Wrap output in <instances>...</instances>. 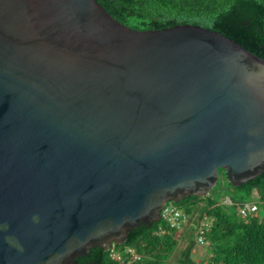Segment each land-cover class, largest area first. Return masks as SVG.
Listing matches in <instances>:
<instances>
[{"label": "water", "instance_id": "water-1", "mask_svg": "<svg viewBox=\"0 0 264 264\" xmlns=\"http://www.w3.org/2000/svg\"><path fill=\"white\" fill-rule=\"evenodd\" d=\"M264 172V59L96 0H0V264H75L168 203Z\"/></svg>", "mask_w": 264, "mask_h": 264}, {"label": "trees", "instance_id": "trees-1", "mask_svg": "<svg viewBox=\"0 0 264 264\" xmlns=\"http://www.w3.org/2000/svg\"><path fill=\"white\" fill-rule=\"evenodd\" d=\"M113 18L137 30L161 29L180 24L206 27L222 33L264 59V0H96ZM221 176L223 173L221 172ZM230 185V184H229ZM234 188L238 201L257 204L256 214L241 217L229 211L216 197L186 196L173 203L190 216L187 239L179 249L176 264H192V249L197 226L204 216L211 217L209 230L203 234L205 255L200 264H264V172ZM163 231L157 233L158 227ZM177 229L160 220L150 226L140 224L128 232L126 241L115 248L126 255L131 246L140 255L129 264H167L180 243ZM128 259L126 258L124 262ZM75 264H123L113 260L109 251L92 247L75 259Z\"/></svg>", "mask_w": 264, "mask_h": 264}, {"label": "built area", "instance_id": "built-area-1", "mask_svg": "<svg viewBox=\"0 0 264 264\" xmlns=\"http://www.w3.org/2000/svg\"><path fill=\"white\" fill-rule=\"evenodd\" d=\"M258 208L257 204L254 202L251 203H243L239 206L238 214L241 217L247 216L249 214H256ZM160 220H163L164 222L168 223L170 226L175 227L177 230L180 229L184 225L190 224V216H188L186 213H184L181 209L176 207L172 202H168L162 209L160 213ZM159 220V221H160ZM212 218L209 216H204L200 221V225L197 226V236L196 240L200 244L206 243L203 240V234L205 231L209 230ZM163 231L162 227L159 226L157 233H161ZM109 256L113 260H117L122 262L123 264H129L131 261L139 260L140 255L137 254L133 247L127 246L124 247L123 251L126 255H123L121 251L117 250L115 246L110 247L108 249ZM128 259L126 262H124L125 259ZM192 264H200V261H194Z\"/></svg>", "mask_w": 264, "mask_h": 264}, {"label": "rangeland", "instance_id": "rangeland-1", "mask_svg": "<svg viewBox=\"0 0 264 264\" xmlns=\"http://www.w3.org/2000/svg\"><path fill=\"white\" fill-rule=\"evenodd\" d=\"M234 188L231 187L228 181L225 179L224 176L220 177L217 184L214 188L208 193V195H212L216 197V201L218 203L224 204L227 206L229 211H238L239 206L243 203H251V201L246 200V202L238 201L234 195ZM189 225V224H188ZM188 225L182 226L177 231V236H181V234L186 233L188 231ZM181 238V237H180ZM187 244V239H180V243L178 244L177 248L168 258L167 264H176V258L179 254V249L184 248ZM206 243L200 244L199 242L194 246L192 249V254L195 261H201L202 257L205 255V246Z\"/></svg>", "mask_w": 264, "mask_h": 264}]
</instances>
